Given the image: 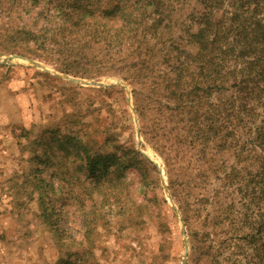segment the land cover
<instances>
[{"label":"rangeland","instance_id":"1","mask_svg":"<svg viewBox=\"0 0 264 264\" xmlns=\"http://www.w3.org/2000/svg\"><path fill=\"white\" fill-rule=\"evenodd\" d=\"M46 1L0 0V264H264L239 237L264 214L248 197L261 148L236 119L209 127L206 95L191 111L162 81L174 46L194 50L180 26L197 1L120 44L114 12L99 34L64 30Z\"/></svg>","mask_w":264,"mask_h":264},{"label":"trees","instance_id":"2","mask_svg":"<svg viewBox=\"0 0 264 264\" xmlns=\"http://www.w3.org/2000/svg\"><path fill=\"white\" fill-rule=\"evenodd\" d=\"M141 1H143L142 6H140ZM196 1L197 4L187 15L189 23L183 21L180 26V29H188L187 34L190 36L194 50L185 51L179 47H173L176 61H170V68L165 65L164 75H162V81H168L166 96L175 101L179 100V103L186 102L185 97H188L190 98L188 102L192 105L191 111L192 109L200 111L198 108L204 103L202 104L199 98L206 95L207 108L202 115L205 113L207 118L209 111L220 110L219 117L207 124L209 127L212 128L218 122L221 127L225 124V120L234 125L232 121L235 119L247 127L252 136V142L261 148L257 170L250 171L252 174L261 175L260 194L256 195L253 191L248 193V197L251 200L256 198L262 200L263 206L262 208L260 206L259 210L263 212L264 0ZM93 2L102 4L103 7L99 8ZM130 2V5L127 3L121 5L114 0H48L44 2V5H48V9H52L53 14L58 18V29H71L69 26L71 23L79 26L80 29H95L93 31L95 34L100 32L99 25L105 27L98 16L114 12L113 17L117 18L118 22L111 28L112 32H108L110 37L106 39L120 44L127 39L136 38L139 34L148 33L146 29H157L163 23L166 24L165 26L169 25L167 22L172 20L169 15L174 11L176 4L185 6L189 0H130ZM200 4L202 5L199 9L197 6ZM139 6L141 8H138ZM177 6L179 9V5ZM164 24L159 28L163 29ZM190 29H196V31L192 32ZM136 39L140 41V37ZM165 60L160 61L163 63ZM160 61L150 60L149 63L145 60L141 64L145 65L146 70L150 72L151 69L158 72L155 62ZM142 74L148 77L149 73L147 71L138 75ZM187 76H193L198 81L186 89H180L179 83L185 81ZM147 81L158 82L151 79ZM202 81H207L208 85L206 87L199 85ZM161 82L158 83L159 86ZM213 91H219L221 95L227 92V98H225L227 102L225 104L208 102V96L213 95ZM194 98H196V105L193 103ZM197 120L194 123H188L186 127L191 133L203 129L199 117ZM187 121H189L188 118ZM70 139L71 137L68 138ZM83 149L88 152L87 148ZM85 154V158L93 166L98 160L97 157L90 159L88 157L90 155ZM104 158V156L101 157L102 160ZM250 219L253 223L250 231H246L239 237L250 242L252 248L250 260H256L264 257V214L258 218L256 214L252 215Z\"/></svg>","mask_w":264,"mask_h":264}]
</instances>
